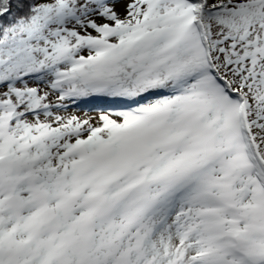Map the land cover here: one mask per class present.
I'll return each instance as SVG.
<instances>
[{
	"label": "snow or ice",
	"instance_id": "snow-or-ice-1",
	"mask_svg": "<svg viewBox=\"0 0 264 264\" xmlns=\"http://www.w3.org/2000/svg\"><path fill=\"white\" fill-rule=\"evenodd\" d=\"M0 264H264V0H0Z\"/></svg>",
	"mask_w": 264,
	"mask_h": 264
}]
</instances>
